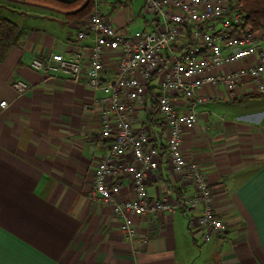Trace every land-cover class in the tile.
Returning a JSON list of instances; mask_svg holds the SVG:
<instances>
[{"label":"crops","instance_id":"obj_1","mask_svg":"<svg viewBox=\"0 0 264 264\" xmlns=\"http://www.w3.org/2000/svg\"><path fill=\"white\" fill-rule=\"evenodd\" d=\"M103 12L121 32L137 31L134 23L149 26L140 0H104ZM64 13L0 0V17L22 32L0 61V103L6 104L0 107V264H264V95L199 106L198 122L182 138L183 157L202 167L226 232L203 242L191 228L195 215L176 211L135 218V241L128 242L111 209L90 198L96 163L107 151L101 106L94 103L102 93L29 66L52 54L79 53L87 67L93 39L77 40L86 18L76 25ZM114 66L109 55L105 80ZM14 79L29 85L25 94L11 88ZM218 102L232 109L223 114ZM159 124L145 106L134 114L135 127L163 139ZM165 153L161 146L159 168L146 179L150 197L191 196ZM130 194L125 181L121 195Z\"/></svg>","mask_w":264,"mask_h":264},{"label":"built area","instance_id":"obj_2","mask_svg":"<svg viewBox=\"0 0 264 264\" xmlns=\"http://www.w3.org/2000/svg\"><path fill=\"white\" fill-rule=\"evenodd\" d=\"M141 1L149 26L121 32L104 18V0H91L86 25L77 34L80 42L93 39L86 68L79 53L52 54L33 59L29 66L49 77L63 74L73 83L82 80L92 93H102L94 103L101 106L100 136L107 151L96 163L90 198L111 209L126 241H135V218L184 211L195 215L191 228L208 242L223 235L227 226L213 210L202 167L183 157L182 138L198 122L197 105L264 95V27L244 24L236 9L239 0ZM109 55H114L115 73L105 80ZM11 88L23 95L29 85L14 79ZM144 106L155 107L163 139L134 126V114ZM161 146L179 183L192 188L191 196L177 201L150 197L146 179L159 168ZM125 181L131 193L127 197L121 195Z\"/></svg>","mask_w":264,"mask_h":264},{"label":"trees","instance_id":"obj_3","mask_svg":"<svg viewBox=\"0 0 264 264\" xmlns=\"http://www.w3.org/2000/svg\"><path fill=\"white\" fill-rule=\"evenodd\" d=\"M12 3L30 4L44 6V8H58L63 10L65 18L78 25L91 12V0H74L63 2L59 0H7ZM236 9L244 15V24L252 29L264 27V0H239ZM22 37L19 26L8 19L0 17V61L7 51L15 46ZM150 90V89H149ZM251 96H244L239 100L247 99ZM155 112V107H152Z\"/></svg>","mask_w":264,"mask_h":264},{"label":"rangeland","instance_id":"obj_4","mask_svg":"<svg viewBox=\"0 0 264 264\" xmlns=\"http://www.w3.org/2000/svg\"><path fill=\"white\" fill-rule=\"evenodd\" d=\"M7 1V0H6ZM141 1V0H140ZM141 3H142V1H141ZM14 4H20V5H23L22 3H14ZM143 5V4H142ZM19 6V5H18ZM38 6V5H37ZM40 7H43L44 8V6H40ZM48 9H50V10H54V11H58V12H62L63 13V10H61V9H58V8H55V7H53V8H48ZM146 19L148 20L149 19V17H146ZM138 23H134V27H137V29L138 30H140V29H142V28H144L145 26L143 25H140V24H138ZM213 102H211V103H207V104H205V105H198L197 107H196V111H198V107L199 106H201V107H209V106H211V105H213L212 104ZM217 104H222V108H224L225 110L223 111V114L226 112V110L228 111L229 109L231 110L232 108L229 106L228 108L226 107V105H224V103L223 102H218Z\"/></svg>","mask_w":264,"mask_h":264}]
</instances>
